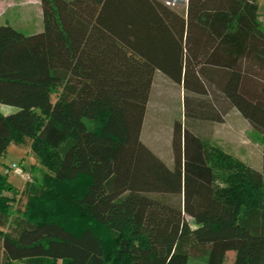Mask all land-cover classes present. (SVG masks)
I'll return each mask as SVG.
<instances>
[{"label":"trees","instance_id":"trees-1","mask_svg":"<svg viewBox=\"0 0 264 264\" xmlns=\"http://www.w3.org/2000/svg\"><path fill=\"white\" fill-rule=\"evenodd\" d=\"M41 1L43 32L0 25V103L19 109L0 113V160L26 137L43 169L24 209L0 174L7 262L264 264L258 0H189L188 19L159 0ZM156 71L184 93L172 168L141 138ZM233 109L262 172L210 143Z\"/></svg>","mask_w":264,"mask_h":264},{"label":"rangeland","instance_id":"rangeland-1","mask_svg":"<svg viewBox=\"0 0 264 264\" xmlns=\"http://www.w3.org/2000/svg\"><path fill=\"white\" fill-rule=\"evenodd\" d=\"M19 26H26V29L41 30L44 29L43 20L40 25L37 21L32 23H19ZM184 99L182 88L179 84L169 82L165 78L161 79V76L157 75L155 80V86L153 89L151 101L148 107V114L146 115L143 140L146 146L151 147L159 154L167 164L173 165V150H172V135L174 125L176 121H183L185 123L184 112ZM90 129H93L96 125L89 121L86 122ZM246 125V124H245ZM247 128V126H245ZM241 131L240 142L238 147L231 144L230 148H235L234 154L242 157L248 164L258 168L256 164L258 161H263V143L261 136L253 130L244 129ZM224 134L223 129L217 131L216 140L219 141ZM33 141L30 138H24L22 141H12L8 147L7 155L0 160V174L8 178V181L15 187L18 192V202H15V206L24 209L27 203L26 196H20L21 191L29 180L33 182L35 178L42 175L43 169L38 166L39 160L34 152ZM260 159V160H259ZM36 166L38 170L33 171L32 168ZM19 167L24 171L23 174L15 172ZM12 196V194L6 193V196ZM7 230V229H6ZM2 240H0L1 242ZM235 253H228V261L226 264H232ZM204 259H191L190 264H205ZM0 264H9L6 260V255L3 256L0 253ZM19 264V263H13Z\"/></svg>","mask_w":264,"mask_h":264},{"label":"crops","instance_id":"crops-1","mask_svg":"<svg viewBox=\"0 0 264 264\" xmlns=\"http://www.w3.org/2000/svg\"><path fill=\"white\" fill-rule=\"evenodd\" d=\"M159 1L165 3L167 5V7H170L173 11L178 13L183 18L188 19V16H189V0H159ZM258 5H259V21L262 24V26L264 27V0H258ZM42 20L44 23L43 6H42L41 0H0V25H7V24L11 25L13 28L18 30L19 32H22L23 34H25L27 36H31V34L35 35V34L41 33V30H38L37 32H35V30L29 31L28 29H26V26H23V27L19 26V23L35 24V21H37L40 25ZM157 75L161 76V79L165 78L167 81L173 82V81H171V79H169L167 76L162 74L160 71H158V72L156 71L155 78H154V84H153V88H152L151 95H150V101H151V97H152V93H153V89L155 86V80H156ZM179 86H180V88H182L181 85H179ZM182 93H183V88H182ZM150 101H149V103H150ZM148 107H149V105H148ZM148 107H147L146 115L148 114ZM18 110L19 109L14 107V106H10V105L0 103V113L3 115L7 116V115H10V114L17 112ZM225 118L226 119H224L223 123H215L211 127V134H210V138H209L210 143L213 146L221 148L224 152L238 158L239 160H241V161L243 160L244 163H246L248 166L252 167L253 169H255L259 172H262L263 171V161H262V163H260V161H258V163L256 164V166L258 168H255L254 166L248 164L244 159H242V157L237 156V154H234L235 148H230L231 144L232 145L234 144L235 147H236V145L238 147H240V145H241L240 136H241V131L243 130L242 129L243 127L245 130L246 129L253 130V128L251 127L249 122L245 118H243L241 113L236 109L231 110L228 113L227 117H225ZM145 119H146V117H145ZM144 124H145V122H144ZM245 126H247V128H245ZM219 129H223L224 134L222 135L223 137H221V139L219 141H217L216 137H217V131ZM143 130H144V125H143ZM143 130H142L141 138H142V141L144 142ZM144 144H145V142H144ZM145 146H146V144H145ZM149 148H151V147L149 146ZM152 151L158 157L161 158V156L159 154H157V152H155L154 150H152ZM172 160L174 163L173 157H172ZM168 166L170 168H172V167H174V164L173 165L168 164Z\"/></svg>","mask_w":264,"mask_h":264},{"label":"built area","instance_id":"built-area-1","mask_svg":"<svg viewBox=\"0 0 264 264\" xmlns=\"http://www.w3.org/2000/svg\"><path fill=\"white\" fill-rule=\"evenodd\" d=\"M15 172L18 173V174H23L24 173V171L22 169H20L19 167L16 168ZM27 179H28V181H30L29 180V176L27 177Z\"/></svg>","mask_w":264,"mask_h":264}]
</instances>
